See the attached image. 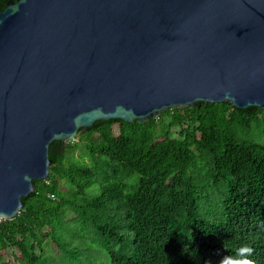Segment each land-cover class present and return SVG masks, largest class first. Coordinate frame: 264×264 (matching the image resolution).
<instances>
[{
  "label": "water",
  "instance_id": "water-1",
  "mask_svg": "<svg viewBox=\"0 0 264 264\" xmlns=\"http://www.w3.org/2000/svg\"><path fill=\"white\" fill-rule=\"evenodd\" d=\"M201 101L264 109V0H8L0 219L48 179L52 142Z\"/></svg>",
  "mask_w": 264,
  "mask_h": 264
},
{
  "label": "trees",
  "instance_id": "trees-1",
  "mask_svg": "<svg viewBox=\"0 0 264 264\" xmlns=\"http://www.w3.org/2000/svg\"><path fill=\"white\" fill-rule=\"evenodd\" d=\"M263 129L264 109L202 101L79 128L50 144L48 179L0 219V264H46L45 241L74 255L67 222L101 236L111 264H218L244 243L264 264ZM94 182L99 193L87 195Z\"/></svg>",
  "mask_w": 264,
  "mask_h": 264
},
{
  "label": "rangeland",
  "instance_id": "rangeland-1",
  "mask_svg": "<svg viewBox=\"0 0 264 264\" xmlns=\"http://www.w3.org/2000/svg\"><path fill=\"white\" fill-rule=\"evenodd\" d=\"M117 131V126H114ZM264 131V129H263ZM76 137V135H75ZM74 137V138H75ZM80 147L74 149L71 154L73 157H78ZM64 181H60V189L65 190ZM87 195L95 196L99 193V188L96 182L92 183L85 191ZM73 216V212L66 211V217ZM67 240L70 241L72 249L76 252L74 255L62 254L56 245L50 241H45L42 245L43 260L46 264H111L110 258L101 244L102 237L96 235L91 228L82 227L80 224L66 223L61 229ZM10 252L4 255L7 259Z\"/></svg>",
  "mask_w": 264,
  "mask_h": 264
},
{
  "label": "clouds",
  "instance_id": "clouds-1",
  "mask_svg": "<svg viewBox=\"0 0 264 264\" xmlns=\"http://www.w3.org/2000/svg\"><path fill=\"white\" fill-rule=\"evenodd\" d=\"M74 124L79 123L78 119H74ZM254 249L247 243L237 247L232 255H223L218 264H256L252 259Z\"/></svg>",
  "mask_w": 264,
  "mask_h": 264
}]
</instances>
